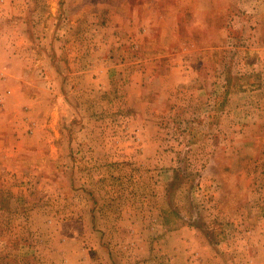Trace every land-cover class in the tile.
<instances>
[{
  "label": "rangeland",
  "instance_id": "1",
  "mask_svg": "<svg viewBox=\"0 0 264 264\" xmlns=\"http://www.w3.org/2000/svg\"><path fill=\"white\" fill-rule=\"evenodd\" d=\"M229 1L193 73L172 57L129 78L124 0H0V69L19 49L51 106L0 158V264H264V0Z\"/></svg>",
  "mask_w": 264,
  "mask_h": 264
},
{
  "label": "crops",
  "instance_id": "2",
  "mask_svg": "<svg viewBox=\"0 0 264 264\" xmlns=\"http://www.w3.org/2000/svg\"><path fill=\"white\" fill-rule=\"evenodd\" d=\"M222 1L224 6L221 5V0H124L122 10L116 6L118 10L114 11L115 21L110 29L113 40L111 42L117 47L124 45L125 51L122 54L118 52V55L114 53L113 62H119L121 57L125 62L133 61L129 65L125 63L128 68L125 73H128L129 78L136 74L134 71L138 69L143 73L149 62L162 65L172 57L175 60L173 63L175 69L179 67L177 63L184 62L189 64L185 66L184 70L187 71L184 72L188 75L193 73L194 64L200 56L195 50L197 44H212V28L217 32L223 31L224 27L214 28L208 16L215 12L224 14L227 12L230 1ZM200 29H205L209 34L203 42L193 35L195 30ZM203 32L205 34V31ZM177 43L182 47L184 56L175 54L176 49L174 50L173 46ZM153 44L166 49L173 48L172 54L162 55L155 49L151 50ZM0 54L8 53L0 48ZM20 54L19 49L12 48L11 54L8 55L10 61L3 65L4 71L0 69V158L4 160L23 155L27 145L34 141L27 134L28 129L34 130L31 125L35 122H31L30 117H33L38 109L51 108L49 101L46 100L47 104L44 99L32 98L24 92L26 88L21 80L24 58H21ZM114 72L115 70L111 69V74ZM97 77L101 78L100 75ZM127 86L131 93V83ZM132 101L134 98L129 100ZM3 164L6 168V162ZM9 170L11 169L8 167L4 171Z\"/></svg>",
  "mask_w": 264,
  "mask_h": 264
}]
</instances>
